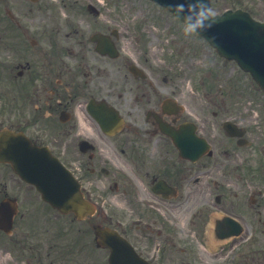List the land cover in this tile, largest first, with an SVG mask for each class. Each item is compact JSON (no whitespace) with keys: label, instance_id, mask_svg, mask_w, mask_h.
<instances>
[{"label":"flooded vegetation","instance_id":"flooded-vegetation-1","mask_svg":"<svg viewBox=\"0 0 264 264\" xmlns=\"http://www.w3.org/2000/svg\"><path fill=\"white\" fill-rule=\"evenodd\" d=\"M65 17L61 25L52 16V34L64 38L54 46L35 52L18 40L12 49L9 129L48 147L94 214L52 225L38 194L18 181L14 198L24 207L8 236L18 254L1 264H108L96 227L116 230L148 264H264V144L253 120L264 102L186 95L147 60L98 54L76 16ZM23 48L28 55L18 56ZM225 122L236 137L224 133ZM2 188L0 174V199Z\"/></svg>","mask_w":264,"mask_h":264},{"label":"rangeland","instance_id":"rangeland-1","mask_svg":"<svg viewBox=\"0 0 264 264\" xmlns=\"http://www.w3.org/2000/svg\"><path fill=\"white\" fill-rule=\"evenodd\" d=\"M92 3L101 13L98 19L101 24L118 26L123 32L119 46L122 51L132 53L138 51L137 45L132 43L136 38L139 43H145L150 53L141 54L149 59L148 64L155 69L172 70L171 74L182 79L186 94H216L219 88L226 87L228 80L237 82V94L264 97V91L256 90L250 77L242 73L235 64L217 60L212 50L199 38L185 35L182 26L163 9L147 0H39L31 3L25 0H0V37L10 30L11 25L7 12L15 16V20L22 26L30 28L33 38H41L40 32L50 27L48 15L57 14L62 17L73 13L84 16L87 14L86 5ZM211 13H221L227 8H242L251 12L252 16L264 21V0H212ZM78 9L79 12L74 11ZM84 21V18H79ZM62 21V18L59 19ZM113 21L114 23H110ZM84 26L86 23H82ZM143 26L144 32L138 33L137 27ZM127 32V33H126ZM168 37L171 48L165 50L161 56L158 41L163 43ZM4 38L10 39L9 45L0 44V103L11 100L13 83L12 78V51L18 35L15 31ZM3 40L0 41L2 43ZM45 43L38 45L44 48ZM125 49V50H124ZM175 55V56H174ZM176 58L175 62H172ZM161 74V75H160ZM159 78L166 75L161 72ZM191 90V91H190ZM0 104V112L3 105ZM4 111H11L7 107ZM263 140V139H262ZM58 223L59 220H56Z\"/></svg>","mask_w":264,"mask_h":264},{"label":"water","instance_id":"water-1","mask_svg":"<svg viewBox=\"0 0 264 264\" xmlns=\"http://www.w3.org/2000/svg\"><path fill=\"white\" fill-rule=\"evenodd\" d=\"M152 1L168 8L182 21L184 13H177L175 5H190L194 2V0ZM203 3L208 9L210 1L203 0ZM188 12H191V8ZM211 20L214 21L212 27L199 31L198 34L214 46L221 56L235 59L243 70L251 73L259 86H264V25L256 23L241 10L235 12L229 10L220 16H211ZM5 158L12 163L14 170L22 178L36 185L53 206L61 211L72 210L79 216V206L82 202L77 189L51 159L43 158L42 162L28 160L31 164H22V159L13 158L12 154ZM123 246L119 247L117 242L111 243L113 253L110 264H124V252L121 250Z\"/></svg>","mask_w":264,"mask_h":264},{"label":"clouds","instance_id":"clouds-1","mask_svg":"<svg viewBox=\"0 0 264 264\" xmlns=\"http://www.w3.org/2000/svg\"><path fill=\"white\" fill-rule=\"evenodd\" d=\"M177 13H184V33L185 35L198 34L199 31L206 30L212 27L214 21L203 0H194L190 5L177 4L175 5ZM191 8V12L188 9Z\"/></svg>","mask_w":264,"mask_h":264}]
</instances>
